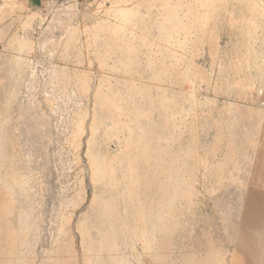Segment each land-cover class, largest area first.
Here are the masks:
<instances>
[{
    "label": "rangeland",
    "instance_id": "rangeland-1",
    "mask_svg": "<svg viewBox=\"0 0 264 264\" xmlns=\"http://www.w3.org/2000/svg\"><path fill=\"white\" fill-rule=\"evenodd\" d=\"M199 261L264 264V0H0V264Z\"/></svg>",
    "mask_w": 264,
    "mask_h": 264
},
{
    "label": "crops",
    "instance_id": "crops-1",
    "mask_svg": "<svg viewBox=\"0 0 264 264\" xmlns=\"http://www.w3.org/2000/svg\"><path fill=\"white\" fill-rule=\"evenodd\" d=\"M24 1L28 2L30 6H34V7H36V6H38V5L41 3V1H43V0H24ZM50 1H54V2H68V1H77V0H50ZM209 251H210V250H209ZM213 260H214V259H211V257L206 259V261H208V262H211V261H213ZM195 264H202V262L199 261L198 263H195Z\"/></svg>",
    "mask_w": 264,
    "mask_h": 264
}]
</instances>
